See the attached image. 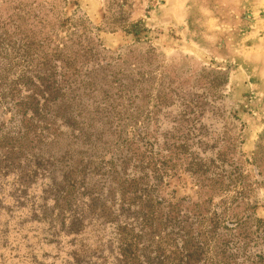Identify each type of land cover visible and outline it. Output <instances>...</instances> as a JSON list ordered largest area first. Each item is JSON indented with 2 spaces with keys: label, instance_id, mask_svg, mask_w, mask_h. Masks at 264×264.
Returning a JSON list of instances; mask_svg holds the SVG:
<instances>
[{
  "label": "rangeland",
  "instance_id": "obj_1",
  "mask_svg": "<svg viewBox=\"0 0 264 264\" xmlns=\"http://www.w3.org/2000/svg\"><path fill=\"white\" fill-rule=\"evenodd\" d=\"M264 264V0H0V264Z\"/></svg>",
  "mask_w": 264,
  "mask_h": 264
},
{
  "label": "trees",
  "instance_id": "obj_2",
  "mask_svg": "<svg viewBox=\"0 0 264 264\" xmlns=\"http://www.w3.org/2000/svg\"><path fill=\"white\" fill-rule=\"evenodd\" d=\"M127 259H130V256L129 255H127V256L124 257V264H127L126 263Z\"/></svg>",
  "mask_w": 264,
  "mask_h": 264
}]
</instances>
